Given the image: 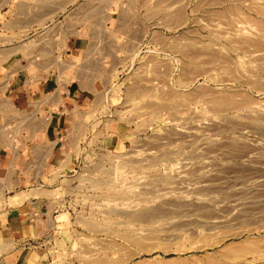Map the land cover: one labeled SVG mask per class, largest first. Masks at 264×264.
Here are the masks:
<instances>
[{
    "label": "rangeland",
    "instance_id": "1",
    "mask_svg": "<svg viewBox=\"0 0 264 264\" xmlns=\"http://www.w3.org/2000/svg\"><path fill=\"white\" fill-rule=\"evenodd\" d=\"M5 14L56 31L51 67L90 94L67 171L0 194L65 198L50 264H264V0H0Z\"/></svg>",
    "mask_w": 264,
    "mask_h": 264
},
{
    "label": "crops",
    "instance_id": "2",
    "mask_svg": "<svg viewBox=\"0 0 264 264\" xmlns=\"http://www.w3.org/2000/svg\"><path fill=\"white\" fill-rule=\"evenodd\" d=\"M5 17L0 22V194L12 182L17 184V176L25 181V172H33L40 182L46 171H67V141L81 122L74 112L90 103L85 85L76 80L61 83L51 67L56 31L48 41L36 24L20 23L16 15ZM84 40L67 35L63 51L74 55ZM42 59L46 61H38ZM51 190L31 185L0 198V264H50L48 236L65 203V198L49 194Z\"/></svg>",
    "mask_w": 264,
    "mask_h": 264
},
{
    "label": "bare ground",
    "instance_id": "3",
    "mask_svg": "<svg viewBox=\"0 0 264 264\" xmlns=\"http://www.w3.org/2000/svg\"><path fill=\"white\" fill-rule=\"evenodd\" d=\"M89 9H90V8H89ZM86 13H87V10H86ZM91 13H92V12H91ZM91 13H90V14H91ZM92 14H94V12H93ZM99 14H100V13H99ZM81 15H82V14H81ZM121 15H122V13H121ZM124 15H125V14H124ZM124 15H123V16H124ZM163 16H164V15H163ZM123 18H124V17H123ZM110 42H111V41H110ZM41 50H42V49H41ZM89 62H90V61H89ZM87 64H88V63H87ZM90 64H91V63H90ZM92 65H93V64H92ZM92 65H91V66H92ZM88 67H89V66H88ZM91 69H92V68H91ZM93 69H94V68H93ZM83 72H85V71H83Z\"/></svg>",
    "mask_w": 264,
    "mask_h": 264
}]
</instances>
